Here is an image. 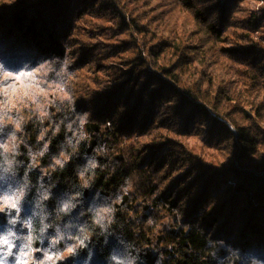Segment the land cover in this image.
Returning a JSON list of instances; mask_svg holds the SVG:
<instances>
[{
    "label": "trees",
    "instance_id": "1",
    "mask_svg": "<svg viewBox=\"0 0 264 264\" xmlns=\"http://www.w3.org/2000/svg\"><path fill=\"white\" fill-rule=\"evenodd\" d=\"M140 1L0 0V264H264V0Z\"/></svg>",
    "mask_w": 264,
    "mask_h": 264
},
{
    "label": "rangeland",
    "instance_id": "2",
    "mask_svg": "<svg viewBox=\"0 0 264 264\" xmlns=\"http://www.w3.org/2000/svg\"><path fill=\"white\" fill-rule=\"evenodd\" d=\"M133 3H134V7L137 6L138 4H140V6H141V4L143 3V0H141L140 3H137V2H133ZM156 3H158L159 6L161 7L160 11L157 14H163V13L169 14L170 13L171 16H174L176 18V26L175 27H177V26H179V25H181L183 23L184 18H183V16H179L178 15V13L176 11L177 10L176 8L179 7V6L174 4V0H153V4H156ZM140 10H143V9H140ZM143 16H148V18H149V17H152L153 14H151V13H147L146 14L145 13ZM185 16H187V14H185ZM190 18L191 17H189V19ZM97 21H98V19H96V18H94L92 16H88L86 18V22H89V23L90 22H94L96 24ZM98 24H99V26H102V24L100 22H98ZM83 28H85V25L83 26ZM135 37H137V35H135ZM111 42L114 43L115 41H111ZM205 138H206V135L202 134L201 139H198L197 141L193 140V141H191V143L194 144L195 142H197V146H194V147L197 148L198 152H200L203 149V150H205V152H207L209 154L214 153L215 151H213L212 149H208L205 146V143H204V139Z\"/></svg>",
    "mask_w": 264,
    "mask_h": 264
},
{
    "label": "snow or ice",
    "instance_id": "3",
    "mask_svg": "<svg viewBox=\"0 0 264 264\" xmlns=\"http://www.w3.org/2000/svg\"><path fill=\"white\" fill-rule=\"evenodd\" d=\"M15 206V205H13ZM0 243H7V240L0 241Z\"/></svg>",
    "mask_w": 264,
    "mask_h": 264
}]
</instances>
